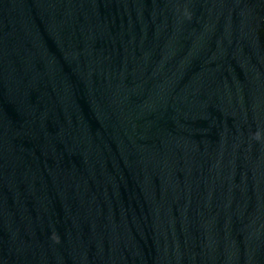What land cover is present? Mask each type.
Here are the masks:
<instances>
[{
  "label": "water",
  "instance_id": "obj_1",
  "mask_svg": "<svg viewBox=\"0 0 264 264\" xmlns=\"http://www.w3.org/2000/svg\"><path fill=\"white\" fill-rule=\"evenodd\" d=\"M0 264H264V0H0Z\"/></svg>",
  "mask_w": 264,
  "mask_h": 264
}]
</instances>
